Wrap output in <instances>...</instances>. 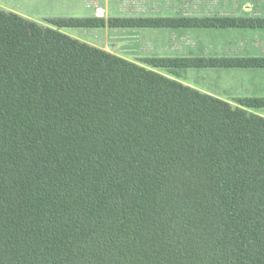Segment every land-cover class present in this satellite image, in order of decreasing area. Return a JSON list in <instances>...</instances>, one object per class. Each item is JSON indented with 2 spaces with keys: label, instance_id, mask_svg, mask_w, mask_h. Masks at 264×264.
Listing matches in <instances>:
<instances>
[{
  "label": "trees",
  "instance_id": "16d2710c",
  "mask_svg": "<svg viewBox=\"0 0 264 264\" xmlns=\"http://www.w3.org/2000/svg\"><path fill=\"white\" fill-rule=\"evenodd\" d=\"M0 8V264H264V97L239 105L62 29L264 18H60Z\"/></svg>",
  "mask_w": 264,
  "mask_h": 264
},
{
  "label": "crops",
  "instance_id": "0c3cea01",
  "mask_svg": "<svg viewBox=\"0 0 264 264\" xmlns=\"http://www.w3.org/2000/svg\"><path fill=\"white\" fill-rule=\"evenodd\" d=\"M0 8L43 25L60 18H264V0H0ZM135 62L150 57H264V27H109L62 29ZM202 92L239 105L264 97V67L163 68ZM264 116V107L252 110Z\"/></svg>",
  "mask_w": 264,
  "mask_h": 264
}]
</instances>
